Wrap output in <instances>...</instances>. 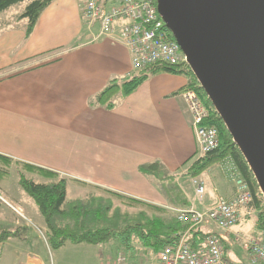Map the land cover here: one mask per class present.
<instances>
[{
	"label": "crops",
	"instance_id": "obj_1",
	"mask_svg": "<svg viewBox=\"0 0 264 264\" xmlns=\"http://www.w3.org/2000/svg\"><path fill=\"white\" fill-rule=\"evenodd\" d=\"M84 3L54 0L27 38V21L19 19L20 12H9L15 6L0 13V155L65 179V202L72 192V202L79 201L91 213L87 219L113 220L115 194L169 209L156 180L139 170L155 162L174 177L173 185L181 190L188 208L196 209L192 182V191L186 185L188 193L178 183L199 157L191 117L181 93L177 94L187 85L186 76L152 75L130 95H116L112 109L98 105L96 96L111 80L127 81L137 72L132 71L129 51L119 37L124 22H115L114 34L101 37L99 24L83 17ZM220 165L196 177L205 188L197 210L209 209L218 198L233 199L230 172ZM75 191L83 192L86 205ZM36 220H41L39 231L45 232L41 216ZM15 225L26 239L28 226L17 219ZM201 231L216 232L213 225H204ZM83 245L87 244L74 247L88 246ZM110 249L99 246L102 258L95 264H115L116 253ZM101 250L107 251L106 256ZM146 256H139L138 264H159L157 255ZM20 264L43 263L27 253Z\"/></svg>",
	"mask_w": 264,
	"mask_h": 264
},
{
	"label": "trees",
	"instance_id": "obj_2",
	"mask_svg": "<svg viewBox=\"0 0 264 264\" xmlns=\"http://www.w3.org/2000/svg\"><path fill=\"white\" fill-rule=\"evenodd\" d=\"M24 1L26 0H0V13L7 11L19 3H23ZM53 1L54 0H31V2L25 7L19 16V19H25L27 21L25 30L26 38L32 33L41 13ZM167 39L174 41L169 31H167ZM161 73L172 75L182 74L186 76L188 83L185 87L179 90L177 94L183 93L187 90H194L209 112L208 117L203 124L214 127L217 130L219 142L218 147L214 151L204 154L194 160L188 170L189 175L196 178L209 168L221 163L226 157H230L238 170L240 177L251 192V200L244 206V208L258 210L260 214L257 228L258 231H264V199L259 192L247 164L233 144L230 135L226 131L218 115L213 110L202 89L198 86L186 63H180L177 65L157 63L132 75L127 81L113 79L96 96V103L105 109L110 110L115 106L113 98L116 95L126 97L133 93L149 76ZM11 166H15L17 173L19 174V185L34 200L39 209L45 227L44 237L50 249H60L67 243L75 245L87 244L106 248L113 246L117 249L116 256L124 257L126 262L123 264H134L141 255H147V259L152 255H157L158 259L159 254L165 248L177 246L187 227L191 228L188 224L178 221L177 218L167 220L162 218V216L166 215V212H168V209L166 208L146 204L142 201L120 194L115 195L122 202L128 204V206H136L140 208L146 207V209L151 212L149 214L150 216H146L145 212L140 211L137 217L132 219L126 215L120 216L117 213V222L121 220V218H123L121 223L126 220H129L130 222L117 228L105 227L74 230L71 229L69 225L60 226L57 223L59 219L70 218L69 220L80 221L82 217L88 218L91 214L89 211H86V206L80 204H77L69 211L63 209L66 199V180L59 179L58 175L54 172L22 162H13L10 158L2 155H0V180L7 178ZM139 170L142 174L151 176L156 180L157 186L166 200L171 197L174 189L179 191L178 188L174 187L173 189L171 184L170 188H166L164 182L170 181L172 178L167 174L160 163L155 162L153 164L144 165L141 166ZM26 174L38 176L48 182L37 183L33 179H27L25 176ZM180 204L182 206H188L185 198L180 201ZM200 227L202 226L195 228L192 227L191 229L196 230H193V232L186 237L187 245L194 250H198L203 244L205 238L209 235L202 232ZM16 237L21 239L25 238V236L21 234L20 228H16L15 231H0V244H3L10 238ZM144 250L146 251L145 253Z\"/></svg>",
	"mask_w": 264,
	"mask_h": 264
},
{
	"label": "water",
	"instance_id": "obj_3",
	"mask_svg": "<svg viewBox=\"0 0 264 264\" xmlns=\"http://www.w3.org/2000/svg\"><path fill=\"white\" fill-rule=\"evenodd\" d=\"M264 199V0H155Z\"/></svg>",
	"mask_w": 264,
	"mask_h": 264
},
{
	"label": "built area",
	"instance_id": "obj_4",
	"mask_svg": "<svg viewBox=\"0 0 264 264\" xmlns=\"http://www.w3.org/2000/svg\"><path fill=\"white\" fill-rule=\"evenodd\" d=\"M82 14L85 19L99 24L101 37L114 34L115 22H124L119 37L129 51L133 72L138 73L157 63L168 65L185 63L176 42L167 39L168 30L157 14L155 0H85ZM181 95L191 117L199 145V155L214 151L219 144L218 134L214 127L203 124L208 117L207 108L194 90L184 91ZM230 161L231 167L229 163L224 164L235 182L234 198L229 201L219 198L207 210L196 211L192 207L180 210L178 221L188 224L191 228L213 225L221 230H227L238 223L239 212L250 202L251 192L232 160ZM193 184L195 198L202 202L204 185L196 179L193 180ZM243 248L264 264V233L246 240ZM158 259L160 264H231L223 255L219 238L213 234L205 238L198 250L190 248L186 243V236H182L177 246L165 248Z\"/></svg>",
	"mask_w": 264,
	"mask_h": 264
},
{
	"label": "rangeland",
	"instance_id": "obj_5",
	"mask_svg": "<svg viewBox=\"0 0 264 264\" xmlns=\"http://www.w3.org/2000/svg\"><path fill=\"white\" fill-rule=\"evenodd\" d=\"M30 2L31 0H26L23 3H19L9 12L12 14L13 12H20L21 14L25 9V7ZM230 160H232L230 157H226L221 163H223V166H226L224 163H229L231 167L232 164ZM221 163L217 165L221 167L220 165ZM217 165H214L213 167ZM188 170L189 169H187V171L183 174V177L179 176L178 183L184 186V191L188 193L189 189H187L186 185L190 186L192 191V187L190 184V182H192V186L195 194V185L193 184V180L196 178L190 176ZM25 176L27 179H33L37 183L48 182L38 176H33L30 174H26ZM169 176L172 178V180L167 181L168 184L166 188L168 189L172 185L173 186L172 188L174 189V187H176V185H173L174 177L171 175ZM18 178H19V174L17 173V170L14 167H12L9 171L8 179L0 183L2 185L1 187H4L5 191H8L7 193H5L2 190H0V231H4V230L15 231L17 228V226L15 225L17 219L19 220L20 225L23 226L24 224H26L28 226V230H27L28 233L26 235V239L19 240L16 238H10L6 242V244H4L5 245L4 247L3 246L0 247V264H4L6 260L8 261L7 264H20L25 260L27 253H33L34 257L38 258L43 264H58V263H68V262L79 263V264L81 263L95 264V260L102 258L99 255V251H100L98 250L99 246L83 245L87 247L76 248L74 247L76 246L75 244L67 243L64 247L60 249L57 250L50 249L48 245H46L47 243L45 242L44 232L39 231L41 228L40 225L41 220L40 221L36 220V218L38 217L40 218L39 209L36 206L34 200L19 185ZM234 183L235 182L233 180V184ZM178 190L179 191H176V189H174L171 194V197L167 200L166 206L169 209L168 212H166L167 214L162 216V218L166 220L171 218H177L178 212L180 210H184L188 208V206H182L180 204V201L183 199V195L179 188ZM74 194L76 195L77 198L80 197V199H78L80 200V202L84 203L85 205L87 204L88 200L82 198L83 192H79L78 194L75 191ZM73 197L74 196L72 192H70L68 199L63 205L64 210L69 211L77 204H79V201H77L76 204L72 202L74 200ZM116 201L117 202L113 205L116 208V210L112 211L110 215L111 217H113L115 212V216L113 220H108V221L102 219L98 220V219H93V216H91V219L82 217L80 221H74L72 219L69 220L70 218L59 219L57 223L60 226L69 225L70 228L74 230L105 228V227L117 228V227H121L122 225H126V223H130L129 220H126L125 222L121 223L123 218H121V220L117 222V213L120 216L126 215L127 217H130L132 219H134V217H137L140 211L145 212L146 216H150L149 214L151 212L145 208L128 206V204L122 202L120 199L119 200L117 199ZM195 202H196L194 203L196 208L195 210H197V207L202 203L197 201L196 198H195ZM18 204L25 205V208L22 206L21 209L20 208L18 209L17 208ZM198 211L201 210L198 209ZM243 211L244 212L242 213L241 217H239V221L236 225H234L233 227L227 230H221L214 227L216 232L214 231L213 233L211 232L209 234L216 235L219 238L220 245L223 250V255L227 260V262L231 264H261L256 259V257L252 253H250V251L244 250L243 248V244L246 240H249L251 238H256L264 233V231H258L257 228V225L259 224L260 213L258 212V210L255 209L251 210L249 208H244ZM193 230L196 229H191L187 227V229L184 231L182 236H186V237L189 236V234H191ZM22 231L23 229H21V232ZM108 248H111L110 251L114 253H116L117 251V249H115L113 246H109ZM103 252H107V251L105 250ZM103 252L101 250V255L106 256V254L103 255ZM115 257H116L114 262L115 264L117 263L123 264L126 262L123 256L121 257L117 255ZM134 264H138V261H135Z\"/></svg>",
	"mask_w": 264,
	"mask_h": 264
},
{
	"label": "bare ground",
	"instance_id": "obj_6",
	"mask_svg": "<svg viewBox=\"0 0 264 264\" xmlns=\"http://www.w3.org/2000/svg\"><path fill=\"white\" fill-rule=\"evenodd\" d=\"M196 136V135H195ZM225 168H227L226 166H225ZM228 169V168H227ZM234 196H235V191H234ZM234 198V197H233ZM232 200V199H231ZM195 210V209H194ZM196 211H198V210H196ZM202 211V210H201Z\"/></svg>",
	"mask_w": 264,
	"mask_h": 264
}]
</instances>
